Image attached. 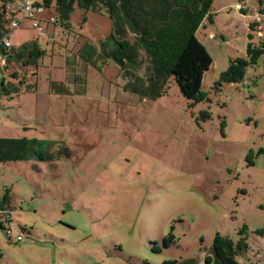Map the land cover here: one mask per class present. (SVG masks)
<instances>
[{
  "label": "rangeland",
  "instance_id": "1",
  "mask_svg": "<svg viewBox=\"0 0 264 264\" xmlns=\"http://www.w3.org/2000/svg\"><path fill=\"white\" fill-rule=\"evenodd\" d=\"M211 10L214 22L196 31L212 58L202 79L209 101L197 104L175 83L162 97L141 98L124 90L112 61L101 71L77 62L80 82L65 87L80 95L50 96L45 110L42 94L64 67L65 50L71 60L86 41L105 37L111 20L75 6L68 30L45 8L35 18L46 35L30 20L11 30L13 46L37 39L46 53L36 111L33 95L2 96L0 138L60 140L72 155L0 163V196L7 188L12 198L10 240L0 227V264H161L191 256L205 264L216 233L245 238L240 264H264V54L241 82L213 89L230 59L246 57L250 33L264 39V0H214ZM201 110L210 118L201 120ZM171 226L175 245L156 253L150 243Z\"/></svg>",
  "mask_w": 264,
  "mask_h": 264
},
{
  "label": "trees",
  "instance_id": "2",
  "mask_svg": "<svg viewBox=\"0 0 264 264\" xmlns=\"http://www.w3.org/2000/svg\"><path fill=\"white\" fill-rule=\"evenodd\" d=\"M213 1L36 0V5L42 9L53 10L56 16L51 18V22L68 30L73 29L70 20L75 6L83 11L105 13L111 20L109 33L96 42L88 40L82 44L75 53L80 62L101 71L112 61L125 79L124 90L138 94L141 98L153 100L162 97L169 92L170 85L175 83L185 99L197 104L204 100L209 101V93L202 89V79L212 63V58L196 37V31L205 26V20L211 24L214 22L211 12ZM16 3L17 0H0V96L8 99L36 91L39 59L46 53L37 39L28 40L19 46H13L8 41L11 30L16 29L11 26V22L20 19L19 11L15 8ZM241 10L244 11L245 7H241ZM250 28L257 31L258 22L250 23ZM263 54L264 39L256 42L250 33L246 57L230 59L226 69L215 80L213 89L220 91L224 83L241 82L246 69L255 65ZM18 64L24 68L23 72L10 70L12 65ZM49 84L52 88L61 86L60 91L63 94L68 90L60 82L51 81ZM199 118L203 121L209 119V111L201 110ZM225 123L224 119L220 122L219 130L222 135ZM71 155L72 150L60 140L0 138V163L32 160L50 162L58 158H69ZM250 155L252 154L249 153L246 158ZM252 161L248 163L252 165ZM11 203L12 198L6 188L0 196V227L5 234L11 220ZM21 230L22 233H29L25 227H21ZM6 237L10 240V237ZM175 243L171 226L169 233L160 242L154 241L150 244L153 251L161 253L172 248ZM247 249L245 238L234 240L216 233L204 262L211 264L214 260L217 264H240L237 259ZM179 260L180 258L164 259L161 264H177Z\"/></svg>",
  "mask_w": 264,
  "mask_h": 264
},
{
  "label": "crops",
  "instance_id": "3",
  "mask_svg": "<svg viewBox=\"0 0 264 264\" xmlns=\"http://www.w3.org/2000/svg\"><path fill=\"white\" fill-rule=\"evenodd\" d=\"M68 51H69L68 49L65 50V52L67 54L63 57L64 67L62 68V66H59L57 68L58 71L55 74V78L52 79V80L49 79L50 80L49 82L53 81V82L62 83V81H64L65 82L64 85H66L67 81H70V82L74 81L75 83L79 84L80 80L78 78V69H76L75 66H77L76 63L80 62V61H79L78 57L75 55V53L74 54L71 53V54H73V57L71 58V60H69L70 56L68 55L69 54ZM68 65L70 66V69H71V73H69V78H70L69 80H68V76H67L68 69H65V67L68 66ZM60 87L61 86H59V87L56 86V87L52 88L51 85H49V88L43 91L42 97H43V100L45 101V103H44L45 105H43V107H44L45 110H49L50 96L57 98V97H60V96L69 97V96L77 95V94L80 95L79 92L77 91V89L73 90V92L70 91V89H68L67 92H65L63 94L60 91V89H61ZM25 93H28L29 95H33V97H34L33 99H34V102H35L34 111H36V109H37V107L39 105L38 97H37V89H36L35 92H31V93L25 92ZM1 97L2 96H0V99H1ZM14 98H13V100H14ZM17 98L19 99L20 97H17ZM20 100H21V98H20ZM68 102L71 104V103H74L75 101H74V99L70 98V99H68Z\"/></svg>",
  "mask_w": 264,
  "mask_h": 264
},
{
  "label": "built area",
  "instance_id": "4",
  "mask_svg": "<svg viewBox=\"0 0 264 264\" xmlns=\"http://www.w3.org/2000/svg\"><path fill=\"white\" fill-rule=\"evenodd\" d=\"M15 8L19 11L20 19L11 22L12 27L18 28L23 23V21L29 19L32 22L31 23L32 28L38 29L41 32V35H45V33L42 31L39 25V21L36 20L35 18V15L43 10L41 6L36 5V0H17ZM5 44L9 45V42L5 41ZM0 78H1V74H0ZM6 235L8 237L11 236L10 230L7 229ZM21 236H22L21 234L17 236L16 237L17 240H20Z\"/></svg>",
  "mask_w": 264,
  "mask_h": 264
},
{
  "label": "water",
  "instance_id": "5",
  "mask_svg": "<svg viewBox=\"0 0 264 264\" xmlns=\"http://www.w3.org/2000/svg\"><path fill=\"white\" fill-rule=\"evenodd\" d=\"M201 263L203 262L198 258V256H191L180 259L177 264H201Z\"/></svg>",
  "mask_w": 264,
  "mask_h": 264
}]
</instances>
